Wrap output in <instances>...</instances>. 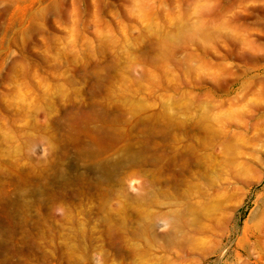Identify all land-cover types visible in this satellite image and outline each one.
Here are the masks:
<instances>
[{
    "label": "rangeland",
    "instance_id": "rangeland-1",
    "mask_svg": "<svg viewBox=\"0 0 264 264\" xmlns=\"http://www.w3.org/2000/svg\"><path fill=\"white\" fill-rule=\"evenodd\" d=\"M0 264H264V0H0Z\"/></svg>",
    "mask_w": 264,
    "mask_h": 264
}]
</instances>
